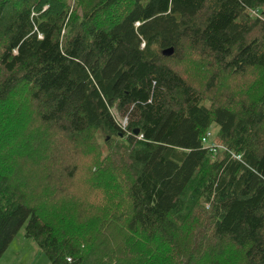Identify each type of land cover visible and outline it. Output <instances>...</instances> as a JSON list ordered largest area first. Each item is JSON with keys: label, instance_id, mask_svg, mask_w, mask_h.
Masks as SVG:
<instances>
[{"label": "trees", "instance_id": "trees-1", "mask_svg": "<svg viewBox=\"0 0 264 264\" xmlns=\"http://www.w3.org/2000/svg\"><path fill=\"white\" fill-rule=\"evenodd\" d=\"M22 227L49 264H264V0H0V256Z\"/></svg>", "mask_w": 264, "mask_h": 264}, {"label": "rangeland", "instance_id": "rangeland-1", "mask_svg": "<svg viewBox=\"0 0 264 264\" xmlns=\"http://www.w3.org/2000/svg\"><path fill=\"white\" fill-rule=\"evenodd\" d=\"M79 94V88L76 92L72 89H67L65 92L66 97L77 99L75 96ZM77 102V101H76ZM208 142H217L218 128L216 125H212ZM49 259L46 258L44 253L40 250V247L35 244L31 238L25 236L24 228L22 227L19 232L12 238V241L8 244V249L0 256V264H49Z\"/></svg>", "mask_w": 264, "mask_h": 264}, {"label": "built area", "instance_id": "built-area-1", "mask_svg": "<svg viewBox=\"0 0 264 264\" xmlns=\"http://www.w3.org/2000/svg\"><path fill=\"white\" fill-rule=\"evenodd\" d=\"M211 135H212V133L210 131H208L207 136L202 138V143L204 145H206V147H211V149L214 151L217 148V145L208 142V138Z\"/></svg>", "mask_w": 264, "mask_h": 264}, {"label": "water", "instance_id": "water-1", "mask_svg": "<svg viewBox=\"0 0 264 264\" xmlns=\"http://www.w3.org/2000/svg\"><path fill=\"white\" fill-rule=\"evenodd\" d=\"M170 53V49H166V50H164V52H163V54H169ZM135 133H137V131L135 132Z\"/></svg>", "mask_w": 264, "mask_h": 264}]
</instances>
